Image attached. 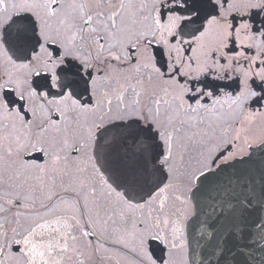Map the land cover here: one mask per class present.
I'll use <instances>...</instances> for the list:
<instances>
[{
	"label": "snow or ice",
	"instance_id": "obj_1",
	"mask_svg": "<svg viewBox=\"0 0 264 264\" xmlns=\"http://www.w3.org/2000/svg\"><path fill=\"white\" fill-rule=\"evenodd\" d=\"M193 244L264 264V0H0V264Z\"/></svg>",
	"mask_w": 264,
	"mask_h": 264
},
{
	"label": "water",
	"instance_id": "obj_2",
	"mask_svg": "<svg viewBox=\"0 0 264 264\" xmlns=\"http://www.w3.org/2000/svg\"><path fill=\"white\" fill-rule=\"evenodd\" d=\"M188 259L189 264H199V256L197 255V250L195 249L194 244L191 245L188 249Z\"/></svg>",
	"mask_w": 264,
	"mask_h": 264
},
{
	"label": "flooded vegetation",
	"instance_id": "obj_3",
	"mask_svg": "<svg viewBox=\"0 0 264 264\" xmlns=\"http://www.w3.org/2000/svg\"><path fill=\"white\" fill-rule=\"evenodd\" d=\"M110 86L111 87H116L115 81H113ZM187 253H188V250H187ZM175 259H176V264H181V258H180V255L179 254H177V256L175 257Z\"/></svg>",
	"mask_w": 264,
	"mask_h": 264
}]
</instances>
